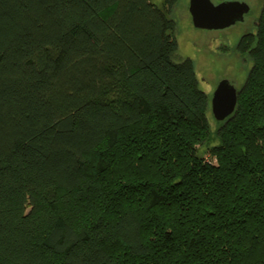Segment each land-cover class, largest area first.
<instances>
[{"label": "trees", "instance_id": "16d2710c", "mask_svg": "<svg viewBox=\"0 0 264 264\" xmlns=\"http://www.w3.org/2000/svg\"><path fill=\"white\" fill-rule=\"evenodd\" d=\"M179 0H0V264H264V3L213 129Z\"/></svg>", "mask_w": 264, "mask_h": 264}, {"label": "rangeland", "instance_id": "374dc122", "mask_svg": "<svg viewBox=\"0 0 264 264\" xmlns=\"http://www.w3.org/2000/svg\"><path fill=\"white\" fill-rule=\"evenodd\" d=\"M214 3L221 1H239L250 6V12L245 15L243 22L224 30H201L194 27L189 12L190 0L179 2L168 13L175 22V35L178 41L176 61L192 59L194 61L200 88L209 96L212 95L218 83L223 79L230 80L236 88L244 85L251 62L236 50L240 38L246 31H256V24L263 7L264 0H212ZM160 7L163 0H154ZM209 117L213 129L218 127L210 110Z\"/></svg>", "mask_w": 264, "mask_h": 264}, {"label": "water", "instance_id": "95a60500", "mask_svg": "<svg viewBox=\"0 0 264 264\" xmlns=\"http://www.w3.org/2000/svg\"><path fill=\"white\" fill-rule=\"evenodd\" d=\"M189 12L195 28L201 30H223L243 22L250 12L247 3L239 1L190 0ZM240 90L228 79L219 82L211 99V112L218 122L227 120L235 113Z\"/></svg>", "mask_w": 264, "mask_h": 264}, {"label": "flooded vegetation", "instance_id": "af4514ba", "mask_svg": "<svg viewBox=\"0 0 264 264\" xmlns=\"http://www.w3.org/2000/svg\"><path fill=\"white\" fill-rule=\"evenodd\" d=\"M227 29V28H226ZM224 30V29H223ZM248 33H250V32H248V31H246L245 32V34L240 38V40H239V42H238V44L236 45L237 47H236V50H237V48H238V46H239V44H240V42L242 41V39L244 38V36H246ZM230 81V80H229ZM246 82V81H245ZM230 83L231 84H233L231 81H230ZM219 84V83H218ZM245 84V83H244ZM234 85V84H233ZM218 86V85H217ZM217 86H216V88H217ZM235 86V85H234ZM244 86V85H243ZM238 89V88H237ZM216 90V89H215ZM214 90V91H215ZM238 90H241V88L240 89H238ZM214 91H213V93H214ZM213 93H212V95H213ZM212 95L210 96V110H211V99H212Z\"/></svg>", "mask_w": 264, "mask_h": 264}]
</instances>
